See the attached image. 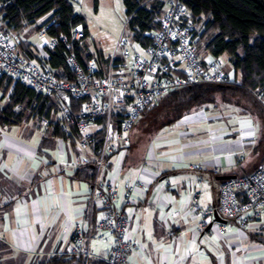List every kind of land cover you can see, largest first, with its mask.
I'll list each match as a JSON object with an SVG mask.
<instances>
[{
    "label": "crops",
    "instance_id": "obj_1",
    "mask_svg": "<svg viewBox=\"0 0 264 264\" xmlns=\"http://www.w3.org/2000/svg\"><path fill=\"white\" fill-rule=\"evenodd\" d=\"M7 99L0 89V111ZM60 115L61 108L51 120L0 123L2 264L79 256L73 252L76 222L91 233L94 258L107 259L112 250L113 236L99 227L93 182L76 176L79 167L95 164V150L60 133ZM263 159L264 121L224 102L114 153L105 171H95L116 185L118 202L131 217L129 236L140 249L125 264H264V213L246 228L232 221L225 233L210 215L225 176L251 172ZM125 182L138 183L130 198ZM204 221L209 225L202 228Z\"/></svg>",
    "mask_w": 264,
    "mask_h": 264
},
{
    "label": "built area",
    "instance_id": "obj_2",
    "mask_svg": "<svg viewBox=\"0 0 264 264\" xmlns=\"http://www.w3.org/2000/svg\"><path fill=\"white\" fill-rule=\"evenodd\" d=\"M47 29L48 25H44L40 34L48 39V45L54 47L62 42L68 50L72 80L62 79L37 61L22 56L15 32L4 30H0V75L7 74L38 92L54 96L61 108L59 131L65 135L76 133L83 146L94 148L95 135L103 132L101 146L95 150L94 163L99 173L107 169L110 156L130 144L135 124L160 97L181 87L232 80L223 71L220 57L200 55L197 24L182 0H172L160 29L150 34L149 46L133 48L130 38L122 33L118 48L104 65L95 58L87 64L79 60L75 42L85 37L82 29L59 36H49ZM92 187L102 211L99 227L114 238L107 260L125 264L130 252L140 249L129 236L131 217L120 206L117 187L111 180L96 178ZM123 187L130 198L138 183L125 182ZM263 213L264 159L251 172L224 180L218 201L210 210L212 217L217 214L222 220L216 222L220 233L232 227V221L246 228ZM208 225L204 221L202 228ZM99 236L103 237V233ZM91 239L89 230L76 222L73 252L84 264L93 257Z\"/></svg>",
    "mask_w": 264,
    "mask_h": 264
},
{
    "label": "trees",
    "instance_id": "obj_3",
    "mask_svg": "<svg viewBox=\"0 0 264 264\" xmlns=\"http://www.w3.org/2000/svg\"><path fill=\"white\" fill-rule=\"evenodd\" d=\"M166 1L124 0L130 33L127 36H131L143 47L149 46L152 42L150 34L161 27ZM182 1L194 22L202 24V31L198 29V50L203 47L215 58L227 54L236 74L240 75V80L196 84L177 88L163 95L135 124L127 147L147 142L157 131L187 114L210 105H218V99L241 106L264 121V103L259 98L264 97V0ZM46 16H49L48 19L38 30L48 25L49 36L70 35L73 29L80 28L85 32V37L89 35L86 18L75 11L71 0H0V30L18 34L19 53L27 59L37 61L40 66L48 68L60 78L72 80L74 72L67 62L68 50L64 43L59 42L50 47L48 39L43 38L40 54L31 41L20 37L26 28ZM80 41L75 42V47L83 64L93 58L103 65L108 62L102 51L93 56L80 45ZM0 89L4 95H8L7 103L0 111V123L19 124L35 116L39 120H51L53 110H60L59 102L54 96L38 92L7 74L0 75ZM57 129L59 130L58 126ZM71 135L77 136L76 133ZM102 140L103 132L97 133L94 150L100 148ZM95 169V164L79 167L76 176L94 182L97 174ZM42 264H84V261L76 255H55ZM89 264L119 263L92 257Z\"/></svg>",
    "mask_w": 264,
    "mask_h": 264
},
{
    "label": "rangeland",
    "instance_id": "obj_4",
    "mask_svg": "<svg viewBox=\"0 0 264 264\" xmlns=\"http://www.w3.org/2000/svg\"><path fill=\"white\" fill-rule=\"evenodd\" d=\"M74 4L75 11L82 14L86 18V22L89 28V35L84 39H81L80 45L85 48V50L96 56L99 54V51L104 52L106 55H111L114 53L116 48H118V42L122 33L126 35L130 34L127 28L128 17L126 15V7L124 0H71ZM172 0H167L164 5V14L166 13ZM163 14V16H164ZM49 16H46L40 19L36 24L26 28L20 35L24 40H32L35 49L38 53H42L41 48L44 44V39L40 34L39 26L43 25ZM197 27L202 31V24H197ZM82 29V28H80ZM17 38H19L18 34ZM130 36V35H129ZM131 38V36H130ZM133 44V48L138 49L139 44L135 42L132 38L130 39ZM202 46L203 43H201ZM199 53L203 57H207L210 54L206 51L205 48H200ZM222 68L223 71L229 75L232 80H240V78L235 77L234 67L230 61V58L227 54L222 56ZM261 102L264 103V97H259ZM223 102L218 99L217 104H222ZM33 115V114H32ZM150 113L147 118L149 117ZM30 119H38L31 117ZM145 119V117H144ZM142 123V122H141ZM140 123V124H141ZM30 128L27 127L26 131L28 132ZM37 130V128H36ZM145 140V138L143 139ZM5 250L3 244L0 243V251Z\"/></svg>",
    "mask_w": 264,
    "mask_h": 264
},
{
    "label": "water",
    "instance_id": "obj_5",
    "mask_svg": "<svg viewBox=\"0 0 264 264\" xmlns=\"http://www.w3.org/2000/svg\"><path fill=\"white\" fill-rule=\"evenodd\" d=\"M233 177H235V176H225V180H226V179L233 178ZM215 219H216L217 221H222V220L220 219V217H219L217 214L215 215Z\"/></svg>",
    "mask_w": 264,
    "mask_h": 264
}]
</instances>
